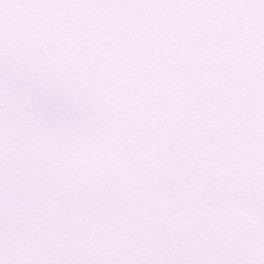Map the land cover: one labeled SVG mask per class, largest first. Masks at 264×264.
Returning <instances> with one entry per match:
<instances>
[{"label":"snow or ice","instance_id":"obj_1","mask_svg":"<svg viewBox=\"0 0 264 264\" xmlns=\"http://www.w3.org/2000/svg\"><path fill=\"white\" fill-rule=\"evenodd\" d=\"M0 264H264V0H0Z\"/></svg>","mask_w":264,"mask_h":264}]
</instances>
